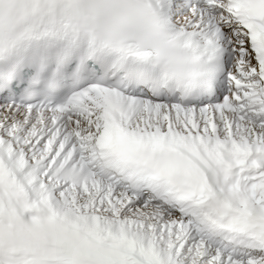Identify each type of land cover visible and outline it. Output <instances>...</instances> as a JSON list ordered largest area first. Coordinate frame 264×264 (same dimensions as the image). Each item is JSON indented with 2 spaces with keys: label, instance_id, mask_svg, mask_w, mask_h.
<instances>
[{
  "label": "snow or ice",
  "instance_id": "1",
  "mask_svg": "<svg viewBox=\"0 0 264 264\" xmlns=\"http://www.w3.org/2000/svg\"><path fill=\"white\" fill-rule=\"evenodd\" d=\"M0 264H264V0H0Z\"/></svg>",
  "mask_w": 264,
  "mask_h": 264
}]
</instances>
